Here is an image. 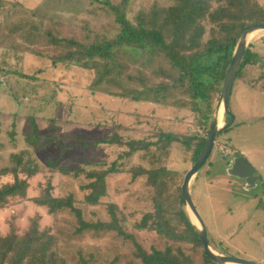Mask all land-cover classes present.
<instances>
[{"label":"rangeland","instance_id":"obj_1","mask_svg":"<svg viewBox=\"0 0 264 264\" xmlns=\"http://www.w3.org/2000/svg\"><path fill=\"white\" fill-rule=\"evenodd\" d=\"M215 1L210 3L213 9L226 5L223 1ZM245 1L247 9L264 10V0ZM173 4V0H0V70L25 76L19 79L15 74L0 75V167L13 166V155L31 150L25 140L32 129L30 116L34 117L38 132L48 136L44 141L49 143L28 159L39 172L28 179L26 200L12 199L6 209L0 210L2 235L10 232L22 235L29 221L39 215V228H50L55 234L58 251L66 264L88 253L95 255V264L135 262L132 257L135 247L129 240L102 230L75 233L77 218L69 208L61 209L53 220L46 209L37 207L32 199L38 195L40 185L50 181L53 196L67 198L72 195L73 207L81 210L87 221H108L107 206L115 204L118 216L128 220L129 233H133L146 251L171 247L175 253L180 250L188 256L192 264L203 263L201 250L196 245L132 227L146 213L154 211L156 195L154 188L144 185V177L133 180L132 171L152 166L144 158L143 151L126 159L122 158L127 152L126 146L101 142L113 132H117L124 144L162 131L178 136L205 137L220 92L218 95L213 92L208 103L197 101L200 108L197 110H193V102L183 89L170 93L162 106L130 102V99L95 91L106 87V90L122 92L120 85L113 88L112 83L103 82L94 88L96 71L65 67L63 63L52 67L50 59L56 54L67 56L72 50L64 41L52 44V37L74 40L83 47L114 40L120 28L111 6L117 7L130 24H136L144 13ZM202 23L206 26L207 20ZM206 27V30L211 28L210 25ZM9 46L15 52H7ZM248 46L264 62V31L253 33ZM139 57L137 51L115 49V62L120 65V71L133 78L140 76L138 68L143 60ZM131 59L138 62L132 63ZM258 65L248 66L235 80L229 99L233 123L218 136L208 160L191 180L190 193L213 251L264 264V69ZM150 66L151 69L156 67ZM161 79L154 81L157 83ZM11 86H16L21 94L27 91L28 97L13 100L6 94ZM123 88L141 90L135 83L123 85ZM112 113L118 114L116 120ZM204 116L209 117L206 123ZM227 121V116L223 115L221 125ZM118 124L124 128L115 129ZM193 147L185 152L179 143H174L167 150V156L155 164L157 168L173 172V180L166 178L171 194L177 186L181 187L185 173L194 164ZM150 152L157 153L154 147ZM238 155L243 156L260 177L252 188L248 189L242 180L227 174L230 161ZM113 162L123 171L106 177V195L100 198L99 204L87 205L84 199L89 190L82 188L95 179H87L86 171H106ZM62 168L68 169L69 174L59 172ZM75 172L79 175L74 176ZM8 180V177L2 178L1 182ZM172 209L176 211L178 205ZM182 209L188 216L185 204Z\"/></svg>","mask_w":264,"mask_h":264},{"label":"trees","instance_id":"obj_2","mask_svg":"<svg viewBox=\"0 0 264 264\" xmlns=\"http://www.w3.org/2000/svg\"><path fill=\"white\" fill-rule=\"evenodd\" d=\"M211 1L173 0L174 4L169 8L152 9L139 16L136 24H130L117 7L111 6L115 13L116 23L120 28L116 38L110 42L103 40L101 43L83 47L74 40H61L52 37V44L64 41L69 43V47L72 46V50L67 56L58 54L52 56L50 58L51 66L63 63L65 67L73 66L83 70H94L97 74L95 83L92 84L94 88L104 82L107 85L112 83L113 88L120 85V90H122L121 94L106 90V87L102 89L99 87L100 89L95 91L103 93L105 96L130 99L131 101L128 100L130 102L155 103L162 106L170 93L183 89L193 102V110L200 109L197 107V101L205 104L208 103L213 92L216 95L219 94L238 35L250 25L264 24V10L247 9L245 0H216L226 4L216 9L210 5ZM233 5L235 9H232ZM204 20H207L206 26H211L209 30H206L207 27L202 23ZM206 35L209 38L205 39ZM118 48L129 49L133 53L137 51L140 54L139 58L143 60L138 68L140 76L133 78L120 71V65L115 62V49ZM10 49L14 48L6 47L7 52H15ZM131 56L133 55L131 54ZM131 62L135 63L138 60L131 59ZM150 64L156 67L151 69ZM252 65H258L264 69V62L248 46L236 79H239L245 69ZM13 74L17 75L19 79L25 77L20 73L0 70V75L4 77L14 76ZM154 79H161V81L156 83ZM128 83L137 84L141 90L123 88V85H128ZM15 87L11 86L10 92H6L13 100L19 101L28 97L27 91L21 94ZM126 94L129 95L128 98H126ZM204 119L206 123L209 117L204 116ZM29 121L32 129L26 134L25 140L31 150L27 153L21 152L18 155H13V166L0 167V210L6 209L12 199L26 200L28 179L36 176L39 172L38 167L28 159L41 147H47L49 144L44 141L48 136L38 132L34 117L30 116ZM114 128L122 129L124 127L118 124ZM206 136L195 138L192 135L178 136L162 131L152 133L148 138L132 140L124 144L117 132H113L101 143L118 147L126 146L127 152L122 154V158L126 159H130L138 151H143L144 158L148 159V163L152 166L147 170L138 167L136 171H132L133 180L144 177V185L154 188L156 192L153 198L154 211L146 213L132 227L138 231H152L159 236L177 242L196 245L200 248L204 259L202 264H215L204 256L202 244L187 214L182 209L184 202L181 198V187L177 186L173 194L168 192L166 178L173 180V172L155 166L161 158L167 156V150L174 143H179L185 152L190 151L194 145L193 164L205 144ZM153 147L157 153L151 154L150 149ZM120 171H123L122 167H116V162H113V166L106 171H86L87 179H95L82 188L89 190V194L84 199L86 204L89 206L99 204L100 198L106 195V177L112 173H121ZM59 172L69 174V170L66 168H62ZM80 173H83L82 170ZM77 175L79 172L74 173V176ZM7 177L10 180L2 183V178ZM53 190L50 181L45 185H40L38 195L32 199V202L37 207L46 209L53 220L56 219L61 209L69 208L77 218L78 228L75 233H80L83 230L94 232L102 230L116 233L123 239L129 240L135 247L132 253L135 262L130 264H192L188 256L180 250L175 253L171 247H166L164 250L153 248L150 252L146 251L137 243L133 233H129L128 220L125 216H118L115 204L107 206L108 221L91 222L82 216L81 210L73 207L72 195L67 198H57L53 196ZM175 205H178V209L173 211L172 208ZM39 218V215L32 218L27 230L22 235L14 232L6 235L0 233V264H66V260L58 251L55 234L50 228L40 229ZM95 261V255L88 253L80 255L72 264H95Z\"/></svg>","mask_w":264,"mask_h":264},{"label":"water","instance_id":"obj_3","mask_svg":"<svg viewBox=\"0 0 264 264\" xmlns=\"http://www.w3.org/2000/svg\"><path fill=\"white\" fill-rule=\"evenodd\" d=\"M257 31H264V24H253L246 27L237 37L234 48L231 53L230 63L226 69L224 79L222 81L219 99L212 116L209 132L205 144L191 168L185 173L181 185V198L185 204L188 218L194 231L202 244L204 256L215 264H257L253 261L225 256L222 253L213 251L208 243L207 232L205 224L194 206L191 193L190 183L191 180L201 170L203 165L208 160L218 136L226 129H228L234 120L233 115L229 109V99L232 91L233 84L243 58V55L248 47V40L251 35ZM221 111V118L223 115L227 116L228 121L221 125L219 124V112ZM254 168L247 162L243 156L234 157L227 168V174L233 178H237L244 182L246 187L252 188L260 177L255 174Z\"/></svg>","mask_w":264,"mask_h":264},{"label":"crops","instance_id":"obj_4","mask_svg":"<svg viewBox=\"0 0 264 264\" xmlns=\"http://www.w3.org/2000/svg\"><path fill=\"white\" fill-rule=\"evenodd\" d=\"M78 105H79V104H78ZM108 115H109V114H108ZM111 115L114 116V119H115V120L118 118V114L112 113ZM52 185H53V183H52Z\"/></svg>","mask_w":264,"mask_h":264},{"label":"bare ground","instance_id":"obj_5","mask_svg":"<svg viewBox=\"0 0 264 264\" xmlns=\"http://www.w3.org/2000/svg\"><path fill=\"white\" fill-rule=\"evenodd\" d=\"M219 124H221V120H222V118H221V111L219 112Z\"/></svg>","mask_w":264,"mask_h":264},{"label":"flooded vegetation","instance_id":"obj_6","mask_svg":"<svg viewBox=\"0 0 264 264\" xmlns=\"http://www.w3.org/2000/svg\"><path fill=\"white\" fill-rule=\"evenodd\" d=\"M240 156V155H239ZM256 174V173H255Z\"/></svg>","mask_w":264,"mask_h":264}]
</instances>
